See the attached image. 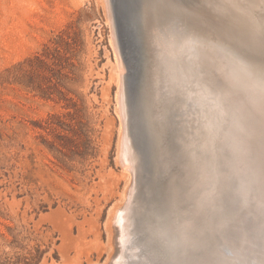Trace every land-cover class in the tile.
I'll return each instance as SVG.
<instances>
[{
	"label": "rangeland",
	"instance_id": "obj_1",
	"mask_svg": "<svg viewBox=\"0 0 264 264\" xmlns=\"http://www.w3.org/2000/svg\"><path fill=\"white\" fill-rule=\"evenodd\" d=\"M128 1L0 0V264H264L256 87L213 90L198 68L224 75L219 46L178 50ZM223 10L217 28L251 31Z\"/></svg>",
	"mask_w": 264,
	"mask_h": 264
},
{
	"label": "snow or ice",
	"instance_id": "obj_2",
	"mask_svg": "<svg viewBox=\"0 0 264 264\" xmlns=\"http://www.w3.org/2000/svg\"><path fill=\"white\" fill-rule=\"evenodd\" d=\"M220 5L210 2L208 5H198L201 9L198 13L183 0H146L145 8L150 12L154 10L159 23L169 29H174L173 36L176 40L178 50L195 46L200 52H207L213 45L219 46L220 51L225 54L229 61L226 65L227 71L223 76H218L219 66L210 64L205 58L199 66L198 71L207 77L209 85L213 90H219L225 97L232 93L233 87L238 80L251 82L257 89L260 100L259 117L262 128H264V7L258 18H251L252 29L239 38L232 31L225 28H217L210 18V9L221 8ZM231 8H239L236 2L226 5ZM248 7H254L249 5ZM260 151L264 161V136H262ZM240 187H243L241 185ZM239 190V189H237ZM251 189H249L250 191ZM251 203L255 204L260 215V232L264 237V187L259 200L253 198ZM227 219H221L217 227H227ZM199 226V221L193 218L186 224L185 230H192ZM227 239L228 236L226 235ZM234 239V237H233ZM161 250H167L168 234L161 232L153 241Z\"/></svg>",
	"mask_w": 264,
	"mask_h": 264
},
{
	"label": "water",
	"instance_id": "obj_3",
	"mask_svg": "<svg viewBox=\"0 0 264 264\" xmlns=\"http://www.w3.org/2000/svg\"><path fill=\"white\" fill-rule=\"evenodd\" d=\"M114 0H112L113 3ZM126 7L128 0H124ZM223 6V13L227 12L225 14V17L232 21L231 23L241 25L245 24L248 21L246 20L248 17L246 16L247 13L252 14L255 18H258L262 13L261 9L264 7V0H220ZM236 2L240 5L239 8H231L227 7L226 5L229 3ZM249 5H253L254 7H248Z\"/></svg>",
	"mask_w": 264,
	"mask_h": 264
},
{
	"label": "bare ground",
	"instance_id": "obj_4",
	"mask_svg": "<svg viewBox=\"0 0 264 264\" xmlns=\"http://www.w3.org/2000/svg\"><path fill=\"white\" fill-rule=\"evenodd\" d=\"M203 1V0H202ZM185 2V1H184ZM191 2V1H190ZM192 2H196L195 0H193ZM211 2V1H210ZM188 3V2H187ZM199 3V2H198ZM197 3V4H198ZM193 4V3H192ZM196 4V5H197ZM189 5H190V3H189ZM110 26V25H109ZM234 28V27H233ZM228 29H230L229 27H228ZM234 30V29H233ZM234 34H235V31L233 32ZM114 50V49H113ZM210 50V49H209ZM216 51V50H215ZM115 53V52H114ZM214 53V52H213ZM216 53V52H215ZM218 53V52H217ZM204 54V53H203ZM212 54V53H211ZM210 54V55H211ZM214 55V54H213ZM216 55V54H215ZM218 55V54H217ZM205 57H207V56H205ZM218 57V56H217ZM217 57H216V59H217ZM118 58V57H117ZM221 58V57H220ZM211 59V58H210ZM121 60V59H120ZM225 61H227V59L225 60ZM120 62V61H119ZM218 62V61H217ZM228 62V61H227ZM117 66V65H116ZM122 66V65H121ZM124 67V66H123ZM117 68H119L118 69V71L120 70V65L119 66H117ZM122 68V67H121ZM123 71V68H122V70H121V73H123L122 72ZM118 82V81H117ZM121 83V82H120ZM120 87V86H119ZM120 91V90H119ZM120 93V92H119ZM119 95V94H118ZM117 95V96H118ZM120 96V95H119ZM116 103L118 104V102H117V100H116ZM121 104H119V106H120ZM201 106V105H200ZM119 111V110H118ZM120 112V111H119ZM118 112V113H119ZM122 113H120L119 115H121ZM122 118V115H121V117H120V119ZM125 118V117H124ZM199 119V118H198ZM213 119V118H212ZM123 120V118L121 119V121ZM122 128V127H121ZM122 130V129H121ZM123 131V130H122ZM120 134H121V132H120ZM124 134V133H123ZM123 134H122V136H123ZM119 137H121V136H119ZM122 138V137H121ZM123 139V138H122ZM121 139V141L123 142V140ZM120 140V139H119ZM119 143V142H118ZM121 144V143H120ZM129 146V145H128ZM125 147V146H124ZM123 149V148H122ZM121 149V150H122ZM125 149V148H124ZM120 151V150H119ZM124 151V150H123ZM122 151V152H123ZM121 152V154H123ZM119 154H120V152H118ZM124 154H126V152L124 153ZM118 155V154H117ZM123 156H126V155H123ZM121 157V156H120ZM123 158V157H122ZM121 158V159H122ZM127 158V157H126ZM122 161V160H121ZM124 162V161H123ZM122 163V162H121ZM130 165H131V163H130ZM124 166H127V165H125L124 164ZM123 166V167H124ZM128 167V166H127ZM133 168V167H132ZM131 168V169H132ZM130 169V170H131ZM128 170H129V168H128ZM124 171V170H123ZM126 172V171H125ZM133 173V172H132ZM130 174H131V172H130ZM132 175V174H131ZM131 189V188H130ZM129 192H131V191H129ZM131 195V194H130ZM128 196V195H127ZM128 198H130V196H128ZM128 201V200H127ZM127 201H126V203H127ZM130 201V200H129ZM126 203H125V206H127L126 205ZM129 203V202H128ZM120 208V207H119ZM126 208V207H125ZM117 210V209H116ZM116 212V211H115ZM114 214V213H113ZM128 215V214H127ZM114 217V216H113ZM113 217H112V219H113ZM112 222V221H111ZM116 222H117V225H118V236H119V244H120V246H121V248L123 249V247H124V245L129 241V238H128V233H127V231H126V226H127V223H128V220H127V218H126V215L123 217V215H122V213H118V216L116 217ZM114 223V222H113ZM111 225V224H110ZM116 225V224H115ZM112 227V226H111ZM113 232V231H112ZM116 233V232H115ZM114 240V239H113ZM113 240H112V243L111 244H113ZM118 241V240H117ZM119 244H118V246H119ZM117 245V244H116ZM120 248V247H119ZM121 250V249H120ZM121 253H123L122 251H120ZM114 259H116V258H114ZM121 259V257H120V255L118 256V258H117V260L116 261H114L113 262V264H120V260Z\"/></svg>",
	"mask_w": 264,
	"mask_h": 264
}]
</instances>
